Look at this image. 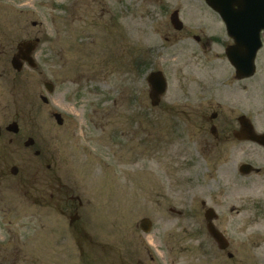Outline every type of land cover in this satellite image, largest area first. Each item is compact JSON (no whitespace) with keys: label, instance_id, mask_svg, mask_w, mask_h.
Listing matches in <instances>:
<instances>
[{"label":"rangeland","instance_id":"374dc122","mask_svg":"<svg viewBox=\"0 0 264 264\" xmlns=\"http://www.w3.org/2000/svg\"><path fill=\"white\" fill-rule=\"evenodd\" d=\"M217 20L205 0L1 2L0 127L18 115L20 174L0 184V242L12 240L0 264H264V213L254 208L263 176L238 170L257 155L253 144L207 147L201 128L209 102L264 121V67L232 81L225 59L214 61L222 45L207 33ZM35 39L37 67L15 73L7 57ZM210 63L225 68L207 83ZM151 70L167 80L159 106L145 80ZM60 186L82 202L72 230L56 210L66 207ZM206 208L227 250L207 233Z\"/></svg>","mask_w":264,"mask_h":264},{"label":"flooded vegetation","instance_id":"af4514ba","mask_svg":"<svg viewBox=\"0 0 264 264\" xmlns=\"http://www.w3.org/2000/svg\"><path fill=\"white\" fill-rule=\"evenodd\" d=\"M1 2H3V0H0V4ZM229 3H231L228 4L230 6L225 5L226 10L224 11L223 17H220L217 12L213 11L210 8L212 12H214V14L217 16V25L219 26L217 32L207 33H209V36L211 35V38H214V41H217L222 45V54H216L214 56V61L219 60L220 58L225 59V61L228 63V68L233 74L231 78L232 81L236 80L237 82H242L244 80L252 78V76L256 74L258 68L262 66L264 67V0H233L231 2L229 1ZM250 4H252L253 7V17H251V20H237L239 22L237 27H229L226 22V20H232V18H230L229 16V12H231L229 10H241L240 8L249 6ZM181 29H183V26L181 27ZM209 31L212 30L209 29ZM196 40L199 41L200 38L198 37V39ZM205 44L208 49L211 48L210 39L205 41ZM0 52L3 55L4 50L1 49ZM252 55H254L255 73L251 77L244 79L235 77V72L243 73L245 72V70H247L246 65L242 62L247 60V58ZM12 57V54L10 55V59L8 56L7 62L8 60L9 62H11ZM236 61L238 62V64L236 63ZM0 66L2 68V65ZM222 67L225 68V65L217 63H210L208 65L207 83L212 76L211 72ZM228 68H226V70ZM219 82L220 83H217L218 85L223 83L221 82V80ZM220 105L221 104H219V102H217L216 104L209 102L210 113H205L207 121L204 122L201 128L205 132L204 136L208 137L207 139H205L206 146L213 147L214 149L218 148L219 150H221L222 147H226L229 143L237 144L250 142L253 144L254 150L256 151L257 155L254 156V160L252 161V163H250L252 167L248 175H256L259 177L263 176L262 178L260 177L261 182L256 186V188H258V192L257 198L255 199L254 208L257 213H264V121H257L255 119L257 115L255 116L254 113L240 112V114L238 115H225L223 114V112H221ZM213 107L217 108L213 109ZM16 119V116L10 118L9 122L4 125V132L0 127V184H2V182H17L18 175L20 174L17 163L20 157L19 139L16 136V134L18 133H13L7 128L8 125L16 121ZM249 126H251L253 130H251ZM199 133L201 132L199 131ZM3 137H5V141H3ZM249 137L252 140H249ZM231 139L234 141H231ZM32 146H34V144ZM47 167L50 168L51 166L48 165ZM48 187L50 189H53L50 183ZM61 190L62 187H59L58 190L55 189V195L57 197V200H59L63 196H66L65 210H63L61 207H54V209L56 208L60 216H67L68 210L73 211L75 209V199L73 194L68 190H65V192H62ZM50 197H53L52 194H50ZM78 204L79 206H81V201H79ZM75 218H77V216H71L70 220H73ZM8 247L9 246L7 243L6 248ZM138 263L146 264L144 262Z\"/></svg>","mask_w":264,"mask_h":264},{"label":"water","instance_id":"95a60500","mask_svg":"<svg viewBox=\"0 0 264 264\" xmlns=\"http://www.w3.org/2000/svg\"><path fill=\"white\" fill-rule=\"evenodd\" d=\"M229 1H233V0H206V2L209 4L210 7H212L214 10L218 11L219 13H221L222 15H224V11L226 10L225 5L231 4L229 3ZM230 6V5H228ZM241 10H229L231 12H229V16L230 18H232V20H226L227 24L229 27H237L238 26V21L237 20H251V17H253L252 15V4H250L249 6L240 8ZM175 16H177V14L175 13ZM173 20L174 17H173ZM25 49L31 53V51L33 50L34 46L31 45L30 43H24L22 44ZM257 47V46H255ZM255 49V48H254ZM22 49H20L21 51ZM25 57V56H24ZM252 56H250V59L248 60V64L249 67H252ZM27 61L29 62V64L31 66H34V62L33 59L29 56L26 58ZM248 59V58H247ZM13 65L15 68H17L18 70L21 69V65L16 64L13 61ZM252 74V70H249L246 72V75H250ZM150 86H151V98H153V104H156L158 102V95H160L161 93H163L165 91V79L163 78V75L161 72H152L149 74L148 78H147ZM46 87L49 91L52 90V85L49 83H46ZM55 117L58 121V123H61V118L58 114H55ZM17 128V125H16ZM205 216L208 220H211L214 216L215 213L212 209H207L205 212ZM141 227L143 230L148 231L149 227H150V221L147 219H144L141 221ZM208 231L209 233L214 237V239L219 243L221 248L226 247V242L223 238V236L216 230V228L210 223L208 225Z\"/></svg>","mask_w":264,"mask_h":264}]
</instances>
